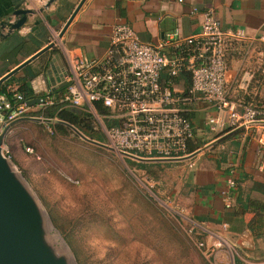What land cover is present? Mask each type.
Listing matches in <instances>:
<instances>
[{"label": "crops", "instance_id": "crops-1", "mask_svg": "<svg viewBox=\"0 0 264 264\" xmlns=\"http://www.w3.org/2000/svg\"><path fill=\"white\" fill-rule=\"evenodd\" d=\"M49 1L0 0V78L51 41L57 42L52 50L11 77L15 78L9 85L11 90L28 78H32L29 88L34 95L35 81L49 92L60 89L46 76L47 70L60 65L52 59L61 55L63 71L65 51L86 59L103 56L116 24L129 26L141 42L155 45L168 38L173 42L199 35L203 13L212 10L222 31L240 32L244 37L229 45L227 87L231 100L264 103V0H86L61 39L58 35L80 0ZM20 9L33 14L18 30H11L10 24L21 18L15 16ZM170 49L165 47L163 53L168 54ZM180 81L179 88L185 89L187 80ZM201 108V112L190 114V119L195 137L209 142L206 105ZM38 114L34 108L31 116ZM22 122L32 121L17 122L10 131ZM49 126L46 128L51 129ZM257 133L256 126L240 132L223 143L224 151L216 148L211 151L213 156H196L185 168L190 222L207 242H224L233 264H264V150L255 140ZM230 158L237 164L239 179L231 195L232 207L226 209L222 189Z\"/></svg>", "mask_w": 264, "mask_h": 264}, {"label": "built area", "instance_id": "built-area-1", "mask_svg": "<svg viewBox=\"0 0 264 264\" xmlns=\"http://www.w3.org/2000/svg\"><path fill=\"white\" fill-rule=\"evenodd\" d=\"M203 15L201 32L195 37L173 42L168 38L154 45L141 42L129 26L116 24L103 56L86 59L65 51L62 74L66 94L59 103L89 113L106 144L118 155L179 161L198 152L200 149L189 151V144L195 138L190 114L201 112L203 104L211 135L206 145L239 129L237 134L256 126L255 140L263 151L264 103L231 100L227 87L229 45L244 37L240 32L222 31L212 10ZM50 43L56 46L57 42ZM165 47L171 48L168 54L163 53ZM185 77L189 80L187 90L179 88L180 80ZM33 85L35 94L49 95L39 81ZM13 99L11 103L5 95H0V137L11 123L22 118H36L44 124L43 112L58 103L48 96L37 98L41 103L32 107L17 93ZM34 108L39 113L35 117L31 116ZM4 138L0 148L8 156ZM225 141L215 146L224 151ZM178 163L182 162H169ZM238 179L237 164L230 158L222 189L226 209L232 207L231 195Z\"/></svg>", "mask_w": 264, "mask_h": 264}, {"label": "rangeland", "instance_id": "rangeland-1", "mask_svg": "<svg viewBox=\"0 0 264 264\" xmlns=\"http://www.w3.org/2000/svg\"><path fill=\"white\" fill-rule=\"evenodd\" d=\"M7 135L18 166L7 157L40 207L42 242L54 258L67 264H233L224 242H207L190 222V160L144 171L72 130L61 136L30 123Z\"/></svg>", "mask_w": 264, "mask_h": 264}, {"label": "water", "instance_id": "water-1", "mask_svg": "<svg viewBox=\"0 0 264 264\" xmlns=\"http://www.w3.org/2000/svg\"><path fill=\"white\" fill-rule=\"evenodd\" d=\"M56 0H50L49 3H53ZM86 0H80L72 14L66 21L63 29L58 35L61 39L67 30L68 26L79 12ZM33 12L28 9H20L15 12V16L21 17L17 22L11 23V30H18L27 21V17L32 15ZM54 44H48L34 56L8 72L2 78H0V86L9 78L14 76L17 72L25 68L31 62L36 60L41 55L52 50ZM61 55L57 54L52 59V63L56 61L60 64L58 67L46 71L47 78L54 84L57 82L59 88L65 87V82L62 74V60ZM41 103L38 99L29 101L28 106H34ZM32 121L39 123V119L36 118H22L11 123L0 137V145L3 142L5 134L12 128L14 124L20 121ZM47 125H62L72 130L82 140L93 144L95 146L108 149L112 152L114 150L107 144H102L86 138L73 126L61 122L59 120L46 119L42 121ZM240 131L237 130L228 134L227 136L220 138L216 142L206 145L198 152L183 158L179 161L173 160H141L129 155L121 154L119 156L128 160L140 162V163H169V162H183L193 159L199 154L207 151L209 148L225 141L231 136H234ZM43 217L40 207L36 202L34 196L29 192L25 185L23 177L17 173L9 157L3 154L0 148V264H67L63 258H54V255L43 244V231H42Z\"/></svg>", "mask_w": 264, "mask_h": 264}, {"label": "trees", "instance_id": "trees-1", "mask_svg": "<svg viewBox=\"0 0 264 264\" xmlns=\"http://www.w3.org/2000/svg\"><path fill=\"white\" fill-rule=\"evenodd\" d=\"M15 78H11L8 79L6 82H4L1 86H0V95H5L7 97V99L13 103L14 99H13V94L17 93L22 95L23 99L25 101H33L36 100L37 98H47L49 97H54V99L58 102L55 103L54 105L48 107L44 112H43V117L46 119H52V120H59L61 122H64L66 124H69L71 126H73L75 129H77L80 133H82L84 136L101 142H104V138L103 135L96 129V123L94 122L93 117L80 109L77 108H71L68 107L66 104L64 103H59L60 100H62L65 97L66 94V90L65 87L57 89L53 92L50 91L49 95H45L44 93L42 94H36L34 95L32 93V91L29 88V78L28 79H24L23 81H21V83H18V88L15 91H12L9 88V85L12 84V81H14ZM185 79L187 80L185 88L186 90L189 88V80L187 77H185ZM100 110V109H99ZM32 124L38 127H42L43 124H37L34 122H22L19 124ZM51 128V130L54 132V134H59L61 136H68L69 135V129L66 128L65 126L62 125H50L49 126ZM208 143L207 142H201L200 140H198V138H194V140L189 144V151L190 152H195L199 149H201L204 145H206ZM216 148H219L218 146H214L211 149H209V151H213ZM219 154H223L222 152ZM8 156L12 159V156L10 155V153L8 152ZM13 162L15 163V165H17V162L12 159ZM126 164L131 167V168H137L139 170H144L147 171L150 167H160V164H148V163H140V162H135L132 160H125ZM163 165H172L169 163H165ZM18 166V165H17Z\"/></svg>", "mask_w": 264, "mask_h": 264}]
</instances>
